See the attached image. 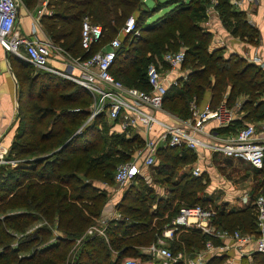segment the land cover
<instances>
[{
  "label": "trees",
  "instance_id": "16d2710c",
  "mask_svg": "<svg viewBox=\"0 0 264 264\" xmlns=\"http://www.w3.org/2000/svg\"><path fill=\"white\" fill-rule=\"evenodd\" d=\"M24 1L34 5L36 0ZM209 1L155 0V6L149 8L143 0H50L48 7L52 10L43 13L40 22L47 37L68 55L85 58L97 49H94L95 46L105 34L117 31L125 18L137 10L138 16L133 15L135 27L145 31L146 35L139 37L141 45L134 46L131 42L130 46L141 54L130 56L129 49L120 43L110 71L126 85L148 89L146 65L168 49L159 54H154V51L164 45L182 43L185 58L181 65L190 61L189 70L180 86H168L163 103L172 112L187 117L191 114L190 101L199 102L211 76L214 78L212 90L215 94L221 93L228 82L232 84V92L249 91L251 85L261 84L255 81L258 73L264 77L261 67L237 55H226L221 48L209 49L211 33L202 24ZM171 3L172 7L148 22L151 14ZM214 6L225 24L233 19L234 33L253 39L254 29L246 21L243 10L230 0H216ZM85 15L92 22L100 23L103 29L101 39L87 50L80 44L81 21ZM170 25L172 27L167 28ZM154 33L158 35L157 41L152 39ZM127 34L133 38L138 36ZM148 51L153 54L148 57L150 59L145 63L143 72H136L135 75L134 63L143 62L147 56L142 54ZM27 67L30 69L32 66ZM250 68L252 72H249ZM131 69L132 73L127 74ZM29 80V95L22 94L23 100H20L21 110L25 113L21 134L29 139L22 143L20 135L19 142H13L11 151L14 156L54 152L52 156L36 158L26 166L0 164V264H67L68 261L74 264H123L126 257L144 259L148 255L139 251L137 246L154 241L161 232L163 221H170L179 205L209 203L207 198L196 195V191L204 186L200 177L185 173L170 184L174 193L171 196L180 197L182 202L177 203L176 210L162 217L161 204L167 206L171 202L169 199H158L156 208L150 210L154 196L144 178L134 175V182L117 204L123 218L111 222V226L106 228V238L89 235L74 247V238L96 222L106 200L105 192L86 179L113 180L118 163L115 162L129 158L134 147L140 146L141 140L137 136L102 135L97 128L104 118L102 115L86 121L91 95L81 85L48 71ZM250 104V100L244 103V117L248 121L254 118V109L248 108ZM75 125L82 127L79 132L73 133ZM98 135L104 137L98 140ZM98 144L102 145L100 150H96ZM190 150L186 146L162 148L159 157L164 163L159 166V174L172 175L177 162L190 160ZM252 168L262 177L252 187L262 189L260 193L264 195V163L259 168ZM256 195H250L238 207H229L226 203L215 207L211 204L215 208L213 223L229 231L237 229L256 234V208L253 204ZM153 218L157 219L155 224ZM41 219L47 223L26 232ZM50 224L56 225L62 234L50 239ZM180 232L177 240L180 239L178 243L182 248L191 244L200 249L210 237L196 227L184 228ZM173 243L168 246L173 248ZM113 250L116 252L114 257L111 256ZM261 258L264 260V256ZM223 260V255L213 254L207 264H223ZM173 264L182 263L178 260Z\"/></svg>",
  "mask_w": 264,
  "mask_h": 264
},
{
  "label": "built area",
  "instance_id": "2783aa9c",
  "mask_svg": "<svg viewBox=\"0 0 264 264\" xmlns=\"http://www.w3.org/2000/svg\"><path fill=\"white\" fill-rule=\"evenodd\" d=\"M49 1L40 0L39 5L34 9V14L39 17L49 12L47 10ZM215 1L211 0L210 4L214 5ZM232 2L239 5L241 0H232ZM18 16L17 0H0L1 46L15 52L16 55L38 68L60 75L84 87L93 98L86 121L102 115L113 122L120 132L133 129L141 130L145 134L144 143L136 148L133 156L119 162L115 167L113 178L119 187L126 186L134 175L152 165L155 162L156 151L161 146H186L190 149L198 146L209 147L223 155L242 159L252 167L259 168L263 165L264 123L258 128L253 122L246 121L226 140L208 142L202 137L205 135L203 122L213 114L219 118V126L225 123L227 114L223 108L213 110L208 103L198 104L195 100H191L189 104L191 114L180 123H167L157 118L154 110L161 108L168 85L177 83L176 79L168 80V71L180 67L185 58L184 49L166 50L160 57L155 56L149 61L145 71L149 88L142 89L124 84L110 71L116 50L120 45L118 35L112 37L103 47L95 50L88 57H73L48 37H37L36 23L32 25L30 34L21 33L18 27ZM121 32L138 34L133 14L125 18ZM102 35L101 24L92 22L85 15L82 18L80 30L82 48L89 49L92 44L101 39ZM251 60L260 66L264 65V59L259 56H253ZM60 64L63 66H59ZM163 64L167 66L166 70L163 69ZM73 109L77 110L79 107ZM155 124L160 126L159 132H154ZM206 135L213 139L216 137L211 132ZM3 163L16 165L15 159L6 158L4 151L0 149V164ZM198 173L199 167L196 166L192 169V174ZM247 199L248 197L245 196L243 202ZM253 204L256 208V234L217 227L212 221L215 208L209 203L183 204L168 224L161 229L155 241L146 246L148 256L144 259L126 257L123 264H173L181 259L182 253L174 254L167 246L166 238H172L181 228L190 227H196L210 236L205 241V251L222 252L228 244L225 242L213 244L211 241L214 238H229L241 255L244 254L243 247L248 242H253V251L264 252V195L257 194ZM106 222L101 219L96 220L75 238V244L78 245L86 236L104 234ZM67 264H74V262L68 261Z\"/></svg>",
  "mask_w": 264,
  "mask_h": 264
},
{
  "label": "crops",
  "instance_id": "0c3cea01",
  "mask_svg": "<svg viewBox=\"0 0 264 264\" xmlns=\"http://www.w3.org/2000/svg\"><path fill=\"white\" fill-rule=\"evenodd\" d=\"M17 2L19 15L18 27L20 32L23 34H30L32 31V25L36 23V31L41 30L43 32L41 38H47L45 29H41L42 24L40 22V16L42 14L39 17L34 14V9L39 5L40 0H36L34 5L26 4L24 0H17ZM230 2L234 6L244 11L246 15L245 19L251 25V27H253L255 36H253V39L251 40L249 36L234 33L232 31L234 22L225 24L222 18L219 16V13L215 6L213 4H210V0L205 7V17L202 20L203 26L206 27V29L211 33L208 47L209 49L221 48L226 55H237L240 58L248 61L249 63L261 67L262 71L264 72V65L260 66L258 63H254L251 60L253 56H259L264 59V0H241V3L239 5L234 4L232 0H230ZM47 10L50 12L52 9L47 7ZM36 36L40 37L39 34H36ZM27 65H30L33 68L35 67V65H33L32 63L16 55L15 52L6 50L3 46L0 45V149L4 151L6 158L15 159L17 166L29 165L32 160L45 157L49 154L51 155L54 152V150H51L49 153L41 155L18 154L14 156V152L11 151L13 142H19L20 135L22 143L29 139L25 135L22 136L21 134V127H23L22 120L23 118H25V113L21 110V108L23 109V106L21 107L22 104L20 100H23L21 96L22 94L29 95V89L27 87V85L30 84L29 79H34L38 75V72L35 70L33 71L32 67L28 69ZM181 66L182 65H180V67L176 69L168 71V80L176 79L177 81L176 84L170 85L180 86L182 79L186 77L188 70H182ZM27 70H30V72H27ZM213 82L214 78L213 76H211L210 83L208 85H205L199 102L197 103H208L213 110L223 108L226 111L227 118L226 122L222 123L219 126V118L211 114L203 122V132L205 133V135L202 137L205 138L208 142H214L215 140H217L218 142H222L236 132V130L239 128H237L238 124H240L242 121L246 122L248 121V119L244 117V115L246 114V108L244 106L242 108L244 99H233L232 102L234 103L230 105V96H234V94L240 95L241 92H232V84L228 82L221 93L215 94L212 90ZM215 99H217V101ZM154 113L159 120L167 123H180L188 117H184L180 114L172 112L168 107L165 106L164 103H162L160 109L154 110ZM103 120L98 123L97 128L99 130L103 129L104 124L106 123L108 132L105 133V136L120 134L125 137L137 136L141 140L140 146H142V144L144 143L145 134L141 130L135 131L131 129L128 132H120L118 128L113 124V122L106 118H103ZM240 120L242 121L240 122ZM153 130L154 132H159L161 128L159 125L155 124L153 126ZM209 132L216 136L215 139H213V137L210 138L206 135ZM138 147L139 146L134 147V150L131 152L130 158L133 156L136 148ZM164 147L166 146H161L156 151L155 163L143 168L140 173L137 174V176L144 178L146 184L148 185V189L154 196L150 210H154L156 208L158 199H169V201L171 202L169 205H167L168 207L166 206V204H161V207L163 208L162 217L167 216L171 211L176 210L177 203L182 202L180 197L176 196L174 198L173 196H171L174 193L170 184L173 181L179 179L180 176L185 173L191 176L200 177L201 182L204 183V186L202 187V189H198L196 191V195H201L202 197L207 198L208 202L210 204H213L214 207L215 205H220L221 203H226V205H228L229 207L242 206L244 204V197L250 196L249 191L251 190V187L250 189H247L246 186L244 187L242 185L243 183L241 182L242 180L236 181L235 179H228V176L231 174L230 172H238L239 170H241L240 166L243 167L248 165L246 161L223 155L221 152L214 151L209 147L198 146L197 148L190 150L189 161L182 160L177 162L174 173L172 175L162 176L159 174V166L161 162L164 163V161H162L159 157V152ZM5 164H8L7 166L9 167L16 166L9 163ZM236 164L239 167L236 166ZM227 165H231L232 168L227 169ZM196 166L199 167V173L194 175L192 174V169ZM233 166L235 168H238V170H233ZM86 180H90L95 187L104 191L106 194L105 203L101 209L99 217L97 218V220L101 219L104 222L107 221L104 234H98L99 236L106 238V228L111 226V222L123 218V215L117 209V204L121 202L130 185L132 184V182H134V179L132 177V182L130 181V184L128 183L126 186L117 187V190L114 187H110L108 184H106L107 182L99 179L90 178ZM173 215L174 213L171 215V218ZM171 218H169V220H171ZM156 221L157 219L153 218V224H155ZM168 222L169 221L164 220L162 228L166 224H168ZM42 223L47 222L44 219L36 221L31 225V227L27 228L26 232H29L30 228L35 229ZM75 238L73 242L74 247L77 246L75 244ZM166 239H169L168 245L172 244V242L170 243V239L173 240V238ZM212 241L215 244L225 242L226 244H228V246L227 248H225V251L218 253L203 251L204 254L207 253L204 257H201L205 258L204 264H207L208 259L213 254L223 255V264L264 263V260L261 258L264 256V252L253 251V242H248L243 247L244 254L241 255L238 249L233 246L232 240L229 238H214V240ZM146 246L147 245L139 244L137 248L139 249V251L146 254ZM115 254L116 252L115 250H113L111 256L114 257Z\"/></svg>",
  "mask_w": 264,
  "mask_h": 264
},
{
  "label": "rangeland",
  "instance_id": "374dc122",
  "mask_svg": "<svg viewBox=\"0 0 264 264\" xmlns=\"http://www.w3.org/2000/svg\"><path fill=\"white\" fill-rule=\"evenodd\" d=\"M161 1H164V0H161ZM173 6V3H171V4H167V6H164V7H162V8H160L158 11H155L153 14H151V16L149 17V21L148 22H150V20H153L154 18H156L157 16H159L160 14H162V13H164L166 10H168L170 7H172ZM135 17H137L138 16V14H139V12L137 11V10H135L133 13H132ZM229 19L230 18H228V22H229ZM232 20L233 19H230V22L229 23H231L232 22ZM170 27H172L171 25L169 26V27H167V28H170ZM41 29L43 30V27H42V25H41ZM37 34H39V36L41 37L42 35H43V32L41 31V30H39V31H37ZM118 35V37L120 38V43H121V45L123 44L125 47H127L128 49H129V54H130V56H133L134 54L135 55H140L141 53L138 51V50H134V48L133 47H131L130 46V44H131V42H132V44H134V46H136V45H141L142 43H141V41H140V39H139V37L140 36H145L146 35V32L145 31H143V30H141V29H139L138 30V34H136V35H138V36H136L135 38H133L132 36H130V35H128V34H124V33H122L121 32V27L117 30V31H115V32H113L112 34H110V35H106L105 34V37L101 40V42H99L96 46H95V48L94 49H96V50H98V49H100L101 47H103V45L105 44V43H107L108 42V40L109 39H111L112 37H114V36H117ZM157 38H158V35L156 34V33H154L153 34V40H155V41H157ZM108 39V40H107ZM184 48V45L181 43V44H179V45H177V46H169V45H164V46H161V48H159L158 50H155L154 51V54H159V53H161L162 51H164V50H166V49H168V50H179V49H183ZM151 54H153L152 52H150V51H148L147 53H144V54H142L143 56H147V58L143 61V62H139V64L138 63H136V64H138L137 66L138 67H136V64L134 63V67H133V71H135V75L137 74L136 72H143V69H144V65H145V63L147 62V60H149L150 58H148V57H150L151 56ZM122 56H125V55H122ZM67 57V56H66ZM64 63V62H63ZM126 64L128 63L127 61L125 62ZM189 64H190V61H187V62H185L184 63V65H182L181 66V69L182 70H189ZM59 66H63V64H60ZM240 66V65H239ZM167 66L165 65V64H163V69L164 70H166L167 68H166ZM137 68V69H136ZM32 70L34 71H37L38 72V74H40V73H42V72H45L44 71V69H42V68H38V67H32ZM252 68H250V70H249V72H252ZM258 72H260V71H258ZM51 73V72H50ZM132 73V69L131 70H129V72L127 73V74H131ZM54 74V73H53ZM55 75H57V74H55ZM58 76H60V75H58ZM61 77V76H60ZM255 81L257 82V84H259V81L261 82V84H259L258 86H255V87H252V85L249 87V91H242L241 93H240V95L239 94H234V96H230L231 97V102H230V105L231 104H233L234 102H232V100L233 99H239V98H242V99H244V103H245V101L246 100H250V106L248 107V108H252V109H254L253 110V116H254V118L251 120V122H253L255 125H256V127H258V128H260L261 127V125L264 123V116H262L263 115V112H264V77L263 76H261L259 73H258V75H257V77L255 78ZM45 82H49V81H45ZM76 84H78V83H76ZM80 85V84H79ZM71 88H73V87H71ZM37 91V90H36ZM90 94V93H89ZM91 95V94H90ZM47 96V95H46ZM218 99V98H217ZM217 99H215L216 101H217ZM93 102V98H92V96H91V100H90V104ZM218 102H219V100H218ZM217 102V103H218ZM214 103H216V102H214ZM244 103H242L243 105H242V108H243V106H244ZM77 105H80V103H77ZM87 118H88V116H87ZM242 120H240V122H241ZM250 121V120H249ZM245 123V121L243 122H241L240 124H238L237 125V128L238 127H240V126H242L243 124ZM106 123L104 124V127H103V129H101L102 131H101V133L102 134H104V136H105V133H107L108 132V130H107V128L108 127H106ZM81 127H82V125L81 126H78L77 127V125H75V128H74V132L73 133H75V132H79L80 130H81ZM104 132V133H103ZM104 136H102V135H98V137H100V138H98V140L99 139H101L102 137H104ZM101 144H98L97 146H96V150H100V148H101ZM119 146H121V145H119ZM122 147V146H121ZM11 159H13V158H11ZM120 159V158H119ZM128 159H130V157L129 158H127L126 160H128ZM121 160H123V161H125V159H120V160H118V161H116L115 163H119V162H122ZM117 163V164H118ZM17 164V163H16ZM236 166H238L237 164H236ZM13 167V166H12ZM116 167V166H115ZM227 167V169H229V168H232V166L231 165H227L226 166ZM239 167V166H238ZM241 167V170H239L238 172H230L231 174L228 176V179L229 180H233V179H235L236 181H238V180H242L241 182L243 183L242 185L245 187H247V189H250V187L252 188V192H251V190L249 191V195H252V196H254L255 194H258V193H260L261 191H262V189H260V188H255L254 189V187H252V185L254 184V182L256 183V181L257 180H260L262 177H261V175L260 174H257V173H255L254 171H253V168L248 164V165H246V166H240ZM233 170H238V168H235L234 166H233ZM132 182V181H131ZM130 182V183H131ZM129 183V184H130ZM106 184H108L110 187H114L116 190L118 189L117 187H119L116 183H115V181H113V180H111V181H109V182H107ZM181 205H179V207H180ZM178 207V208H179ZM31 227V226H30ZM49 227L51 228V237H49L50 239H52L54 236H55V234H62L57 228H56V225H49ZM30 230H33L32 228H30ZM182 230V228L180 229V230H178L177 232H180ZM243 232V231H242ZM181 233V232H180ZM180 233H178V235L176 234V236H173L172 238H175V242L173 243V248L171 247H169L170 249H171V251L174 253V254H177L178 252H181L182 253V257H181V259H180V262L182 263V264H193L194 262H196V263H194V264H204V259L205 258H201V257H204L207 253H205L204 254V252L203 251H205V246H203L202 248H195V247H192V245L191 244H189L188 245V247H181V245L178 243L179 241H180V239H178L177 240V237L179 236V234ZM251 233V232H250ZM157 235H159V233L157 234ZM46 238V237H45ZM49 238H47V240L49 239ZM168 240L169 239H166V243H167V246H168ZM171 241H172V239H170ZM155 241V240H154ZM153 242V241H152ZM213 244H214V242L213 241H211ZM14 243V242H13ZM38 244L40 243V242H37ZM36 243V244H37ZM172 246V245H171ZM222 251H225V249H222ZM133 258H136V257H133ZM141 258V257H140Z\"/></svg>",
  "mask_w": 264,
  "mask_h": 264
},
{
  "label": "water",
  "instance_id": "95a60500",
  "mask_svg": "<svg viewBox=\"0 0 264 264\" xmlns=\"http://www.w3.org/2000/svg\"><path fill=\"white\" fill-rule=\"evenodd\" d=\"M143 2L149 8H152L155 6V0H143Z\"/></svg>",
  "mask_w": 264,
  "mask_h": 264
}]
</instances>
